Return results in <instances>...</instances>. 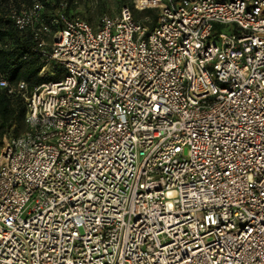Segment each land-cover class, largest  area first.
<instances>
[{
    "label": "built area",
    "instance_id": "2783aa9c",
    "mask_svg": "<svg viewBox=\"0 0 264 264\" xmlns=\"http://www.w3.org/2000/svg\"><path fill=\"white\" fill-rule=\"evenodd\" d=\"M132 2L9 7L52 77L0 70V264H264V0Z\"/></svg>",
    "mask_w": 264,
    "mask_h": 264
},
{
    "label": "trees",
    "instance_id": "16d2710c",
    "mask_svg": "<svg viewBox=\"0 0 264 264\" xmlns=\"http://www.w3.org/2000/svg\"><path fill=\"white\" fill-rule=\"evenodd\" d=\"M46 3V16L53 15L56 11V4L59 0H42ZM73 2L75 0H68ZM80 1V0H79ZM123 5H129L137 19L150 16L152 24L157 20V12L154 9H147L139 12L131 0ZM32 0H0V46L7 44V48L0 47V70L6 74L11 82L26 80L30 87L41 84L51 79L49 76H40L43 67L37 52L33 50L35 43L29 31H22L15 25V22L6 16L9 7L14 4H30ZM72 8L66 10V14ZM147 11V13H143ZM140 13V14H139ZM142 13V14H141ZM25 104L20 98H9L0 91V136L13 128L14 133L19 135L26 130Z\"/></svg>",
    "mask_w": 264,
    "mask_h": 264
},
{
    "label": "rangeland",
    "instance_id": "374dc122",
    "mask_svg": "<svg viewBox=\"0 0 264 264\" xmlns=\"http://www.w3.org/2000/svg\"><path fill=\"white\" fill-rule=\"evenodd\" d=\"M125 2L130 3L131 0H126ZM122 4V0H80V6H78V8H72L68 12V15L71 17L79 16L87 20L92 26H96L102 14L107 13L109 15H115L119 12ZM143 13H147V11ZM45 76L52 77L50 74ZM14 135L16 134L12 128L3 136H0V154L9 137Z\"/></svg>",
    "mask_w": 264,
    "mask_h": 264
}]
</instances>
